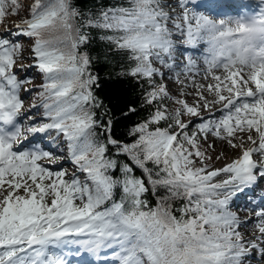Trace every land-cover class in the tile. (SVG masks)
Here are the masks:
<instances>
[{
	"label": "trees",
	"instance_id": "obj_1",
	"mask_svg": "<svg viewBox=\"0 0 264 264\" xmlns=\"http://www.w3.org/2000/svg\"><path fill=\"white\" fill-rule=\"evenodd\" d=\"M24 1L21 0V6L16 2L23 18H49L58 22L62 20L58 14L68 3L70 29L59 25L31 27L27 38L35 44L34 51L46 55L47 63L66 62L74 56L84 63L82 66L79 62L81 74L65 82L69 86L62 93L52 95L53 87L62 85L64 75L44 87L41 96L49 97L45 105L52 107L65 92L85 91L89 79L91 96L64 118L63 129L69 132L68 146L72 148L78 129L73 132L71 129L82 117H90L92 125L79 146L78 157L89 158L96 148L104 149L102 160L94 166L89 161L79 169L76 178L83 190L90 183L91 187L96 185L99 195L104 193L99 180L107 182L109 190L116 184L110 200L100 202L98 213L102 225L109 223V231L114 234L137 231L155 238L165 251L163 264H183L179 243L184 244L190 264H211L212 260L234 264L225 242L215 244L221 232L227 235L224 231L227 224L217 222L215 217L213 221V210L208 204L214 195L209 185H179L172 180L165 163L167 157L188 152L179 144L183 134L171 148L158 144L163 134L180 123L183 105L162 85L160 71L148 59L146 47L139 44L149 35L144 18L153 3L150 0H37L38 5L28 6ZM184 166L186 170H194L186 160ZM198 174L196 171L185 180L194 182ZM129 184L134 187L126 191ZM71 196V193L67 197L63 194L61 201L68 202ZM33 201L32 205L39 206L41 213H49L47 195ZM7 209L9 206H3L0 213ZM175 226L181 229L180 240L174 237ZM191 228L201 231L189 236L186 231ZM217 251L223 255H217Z\"/></svg>",
	"mask_w": 264,
	"mask_h": 264
},
{
	"label": "rangeland",
	"instance_id": "obj_2",
	"mask_svg": "<svg viewBox=\"0 0 264 264\" xmlns=\"http://www.w3.org/2000/svg\"><path fill=\"white\" fill-rule=\"evenodd\" d=\"M168 1L169 0H164V5L167 8L166 17L170 16L172 13L168 7ZM64 15H67L66 9L61 13V16ZM26 23L27 22L23 21L20 14L6 18L4 21V27L0 28V40L2 38H15V34L21 29V26L26 25ZM21 37L25 38L24 35ZM32 47L34 46L30 44L29 46H26L23 50L25 55L20 56V58L17 59L11 67L0 58V93L5 95L7 99L10 100V102H8L10 107L7 111L1 110L0 116L4 115L2 120L5 121L6 124L13 123L12 126L0 125V129L2 130L1 133L5 135V142L7 145L6 153H0V162L2 163L0 165V212L3 206H9V208H11L16 196L25 197V204H22L20 201L17 202L20 207H22L18 211L20 213L22 212L25 224L19 226V228H16L15 230L9 229L6 231L13 239H19L21 237L29 239L41 232L39 226L41 227L42 225H45L47 228L54 229V238L47 241V246H45L47 248H44L46 253L50 255L49 261L51 264H76L74 260L79 256V251L77 250L79 245L87 251L97 250L96 260L100 257L103 258V260H111L113 264H121L119 257L114 254V247H109L107 249L105 241L97 240L93 243H88L87 245L86 242L80 241L78 243L76 238L72 235H61V233L68 230L70 226H74L73 224L71 225V222L75 219L74 216H67L64 212H56L59 201V197L57 196L58 188L64 185V181L66 179L72 180L73 173H75L76 170V167L73 165L74 158L72 156L74 154H72V150H70L69 147L66 148V143H64V138L62 136L56 138L55 133L51 132L49 129L50 126L46 125L48 122V120H46V116H44L43 119H41V117H37L39 114L35 110L36 105H34V101L38 100L36 97L40 86L42 84H46L47 77L48 75L51 77V74L47 72V75H45L38 67V59L35 58V53H32ZM170 55L171 51H168L166 53L167 60L163 63L165 68L164 70L162 68L165 84L168 85V89L185 101V112L188 117H194L196 122L200 123L203 121L202 119L213 116L215 113L213 109L216 107L208 106L205 109H201L198 106H203L202 104H204V102H208L211 99L214 100L222 97L224 90H219L216 86L210 88L204 82L200 83L198 79L195 78L198 75L193 71H190L189 74H184L183 76L180 75L175 67L170 66V64H175V61L170 60ZM159 65L161 66L160 63H158V66ZM58 69L66 71L69 75H74L79 71L78 65L75 64L74 59L67 65L47 67L49 72H54ZM12 73L16 74L24 83L20 86V90L17 93L15 90L10 88L9 75ZM28 77H36V79L32 81V79L29 80ZM214 85L217 84L214 83ZM15 95H17V97H15ZM76 99L78 98L75 97L74 100ZM82 99H85V96L82 97ZM247 102L248 101H245L244 103ZM256 109L260 112L263 111L258 107ZM51 113L52 119L59 122L60 117H58V114L53 113L52 111ZM7 114L13 117L14 122L13 120L6 118ZM218 122H223L225 124L223 127H228L230 124L226 113H223V119ZM89 125L90 121L86 118L79 121L77 126L80 134L77 136V140L78 138L83 137ZM207 125L209 126L210 123L207 122ZM258 126L259 121L253 123V128L255 130ZM23 129L28 131L27 135L23 133ZM208 134V146L212 149L209 152V157L211 159H216V168L213 173L216 174L219 172H226L227 164L232 162L230 149L228 148L226 151H222V147L219 145L220 140L215 139L218 134L217 130L211 128V132H208ZM251 137L254 139H251ZM249 138L251 139V143L255 140L259 141L262 140V134L258 133L253 134L252 136L249 135ZM30 140H37L40 142L38 143V147L41 148L43 152L41 153L34 150L33 153H27L28 150H26V147L31 145V143L27 142ZM251 143H248L247 141H240L238 144L234 145L237 149L234 153L235 158L240 156L246 160V154L241 156V152ZM44 145L48 147L47 150H44ZM9 151L10 154H8ZM101 155L102 151L100 149H96L93 158L95 160H100ZM34 159H36V161H34ZM195 160L200 164H204L203 159H201L198 155ZM85 161L86 160H80L75 162L84 164ZM4 164L7 166H4ZM241 169H246L244 162H239L234 165L231 169L232 177L240 178L242 176V173L240 172ZM215 179L219 180L221 183L225 181L223 178ZM35 188H44L48 192L53 218H49L47 215H38V219L36 220L35 210L33 209V212H30L28 210V206H24L31 201V199L26 196L27 192ZM220 194L223 198H228L224 194L223 190H221ZM13 195L15 198H13ZM259 199V197H256L255 201L249 203H258L257 201ZM77 201L82 202L79 195L77 196ZM262 212H264V206L262 207ZM222 213L229 215V213L224 210H222ZM232 216L238 221L244 222L251 219L249 215L245 216L243 219L240 217L237 218L233 214ZM17 219L18 217L11 211L0 213V231L3 228H13L12 224L17 221ZM58 222L62 223L60 227H52V225H55ZM17 229L18 232L16 231ZM239 230H241V226L237 228V233ZM259 232V226L254 225L252 229H250L249 235H256ZM240 237H243L242 242L245 246L246 255H252V257H256L257 255L259 257L260 250L256 249L252 245L248 246L246 242V235L242 234ZM262 243V240H259L255 243V245H261ZM28 247L29 246L24 242L17 241L16 248L22 250L23 252L19 255L20 259L28 255ZM12 250V248H4V250H0V253L10 252ZM250 260L251 259H245L244 264H251L249 263ZM34 261L40 262V260L32 258L31 262L33 263ZM97 264L99 263L97 262Z\"/></svg>",
	"mask_w": 264,
	"mask_h": 264
},
{
	"label": "bare ground",
	"instance_id": "obj_3",
	"mask_svg": "<svg viewBox=\"0 0 264 264\" xmlns=\"http://www.w3.org/2000/svg\"><path fill=\"white\" fill-rule=\"evenodd\" d=\"M216 2L212 0L211 3ZM224 5L227 8H235L237 6L236 2H227L223 1ZM169 7L173 11L172 15L168 18L170 21H177L179 24L184 23L185 15L189 16L188 21L191 22L195 27L201 28V31L196 33L194 37L188 41L186 40L183 32L181 30H176L173 35L174 40L178 44L188 42L191 46L194 47L192 57L194 61L191 68H193L197 75L198 81L200 83H205L210 88L216 86L219 90L223 88V96L211 99L210 101L204 102L203 106H198L201 109H205L208 106H213L220 108V111L217 112L214 116L215 119H220L223 111L240 107L243 109L242 113L235 115V120L231 123V126L228 130H222L215 137L219 139V145L222 147V151L230 149V155H232L231 163L227 164L228 167L236 164L240 159L235 158L234 153L236 152V147L234 145L238 144L240 141L251 143V137L249 135L264 133V115L256 109V105L261 106L264 109V100L260 101L257 98L250 101L248 105H244L241 99L230 100L232 96L235 95V91L239 90L245 92L247 89L252 91H258L260 89L259 82L264 80V63L261 62H251L245 64L240 60H235L228 65H217L212 67V63L208 60H205L203 54L200 52L204 46H206V39L209 37V33L206 31L205 26L207 25L202 15L204 13L211 14V5L210 3L204 5L202 8L198 9L196 12H192L187 9V5L182 3L181 0H169ZM193 16H201L200 21H196ZM213 18H216L215 14L212 15ZM192 27V26H190ZM174 57L178 58V62L175 65L177 69H183L184 66L188 65L185 60V52L183 49H178L173 53ZM183 73V72H182ZM243 77L246 78V81H243ZM216 83L217 85H214ZM229 101V102H228ZM228 102V104H226ZM241 120V122H239ZM259 121V126L255 130L253 128V123ZM256 142L250 144L249 146L254 145L249 154H254L255 158H263V162L260 166H257L254 170V174L248 176L243 183L237 182L235 179H228L222 185V189L230 194L231 199L234 201V208L236 209V215L240 218H244L249 215L251 219L247 222L241 223V232L246 235V241L253 245L256 249L260 250V256L255 257L249 261L253 264H263L264 263V214L260 212L261 207L264 205V142ZM248 146V147H249ZM247 147V148H248ZM261 152V153H260ZM222 174H219L217 177H220ZM243 186L244 190L242 192H237L236 190ZM245 192H256L257 197L260 198V201L254 204V207H251L250 204H246L243 199L242 194ZM241 195V196H240ZM254 225H258L260 232L256 235H249L250 229ZM256 239V241H255ZM259 240H262V244L255 245ZM79 251V256L75 263H78L81 259H88V264H96L95 261V251H87L86 249L81 248L79 245L77 247ZM113 263V262H112Z\"/></svg>",
	"mask_w": 264,
	"mask_h": 264
},
{
	"label": "water",
	"instance_id": "obj_4",
	"mask_svg": "<svg viewBox=\"0 0 264 264\" xmlns=\"http://www.w3.org/2000/svg\"><path fill=\"white\" fill-rule=\"evenodd\" d=\"M49 237H50V234H49V235H43V236H40V237H37V238L31 240L30 242H32V243H34V242H38V241H40V240H44V239H47V238H49Z\"/></svg>",
	"mask_w": 264,
	"mask_h": 264
}]
</instances>
